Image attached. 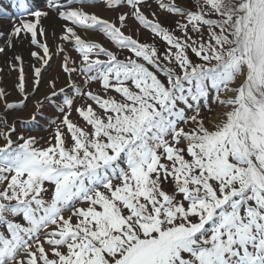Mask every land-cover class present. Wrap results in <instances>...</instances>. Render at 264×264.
Masks as SVG:
<instances>
[{"label": "snow or ice", "instance_id": "6c2138e0", "mask_svg": "<svg viewBox=\"0 0 264 264\" xmlns=\"http://www.w3.org/2000/svg\"><path fill=\"white\" fill-rule=\"evenodd\" d=\"M95 3L46 0L0 46L39 49L31 91L13 57L22 99L0 88L5 112L32 97L57 113L47 139H13L0 115V264H264V0H100L111 19ZM54 57L65 83L36 98Z\"/></svg>", "mask_w": 264, "mask_h": 264}, {"label": "rangeland", "instance_id": "374dc122", "mask_svg": "<svg viewBox=\"0 0 264 264\" xmlns=\"http://www.w3.org/2000/svg\"><path fill=\"white\" fill-rule=\"evenodd\" d=\"M101 5L102 4L100 3V0H96L95 6L93 8ZM155 8L156 5L155 3H153V9H145L146 14H149ZM0 9L3 10L0 11V26L5 27V29L9 31L8 33H10L14 22L19 23L21 18L34 19L33 17L27 15L28 10H33V9L46 10V0H0ZM102 11L104 13L101 16L109 19L114 17V13L112 11L105 9L104 7ZM124 11H129V10L125 8ZM5 13H7V15H5ZM157 16L164 25L168 26L172 24L173 17L167 14L166 12L157 11ZM50 18L47 19L42 18L41 23L44 27H45V23L48 20H50ZM150 18L152 17L150 16ZM62 23L65 22L62 21ZM126 24L129 25V27L123 29V31H125L126 34L133 35L134 38H138L141 42H148V43L153 42V36L150 33V31L145 30L136 21L129 19L128 21H126ZM51 32L53 31H49L48 33ZM8 33L2 36V38L5 39L4 37L8 36ZM88 33L93 34L94 37L96 36L98 41L104 43L105 46L109 47L111 50L120 51L116 48L114 44H112L106 38L94 32H88ZM59 34L60 33H57V35ZM8 38L11 39V37ZM3 39L2 42H0V46H4L6 43V41ZM52 39L53 37L49 35L48 41L50 44L52 42ZM155 43L161 50H163V48L165 47L164 42L159 37L155 38ZM37 50L39 49H37L36 46L31 45L28 38H24L22 42H16L14 48L9 49L6 47L5 51L7 55L0 54V68L3 69V71L0 72V88H4V89L6 88L5 91H7L8 95L4 98V100H6L7 102H14L22 99V96L20 95L16 87L19 76L18 67L17 68L12 67L14 64L18 65L19 62L15 61L13 57L19 55L23 58V67L26 78V91H31L32 71H33L32 65L36 63L35 58L31 56V52ZM69 55H71L74 59L79 60V54L71 47L69 48ZM101 58L104 59V57ZM50 63H51V67L48 68V70L43 74L42 83L40 85L38 92L35 94L36 98L39 99L43 98V95L48 91L47 82L53 76L59 75L60 77L57 82L58 87L63 86L65 83L66 74L62 72V69L60 67L61 59L59 57H54L53 61H51ZM12 78L13 80H11ZM93 87L96 88L97 90L99 89L98 85H93ZM113 95H115V93H113ZM77 102L84 103V101H81L79 99ZM87 102L91 103V101H87ZM25 104L27 105L26 107H22L18 109H10L7 110V112H5L4 103L3 101H0V115H6L8 123L15 125L16 133L13 134V139H15L16 136L18 135L36 136L38 138L44 137L45 139H47L50 132L49 119L53 118L57 114L55 108L47 101H45L44 107L41 110L37 111L35 109V99L32 97H30L27 101H25ZM30 107H33V113L36 112L37 115L36 121L31 120V116L33 113L29 117H27L28 116L27 114V116H25V118L27 119L20 117L21 116L20 114L26 113V111H28ZM73 119L79 120V118L75 114L73 115ZM80 122L83 123L82 121ZM41 143L43 144L44 142L41 141Z\"/></svg>", "mask_w": 264, "mask_h": 264}, {"label": "bare ground", "instance_id": "6f19581e", "mask_svg": "<svg viewBox=\"0 0 264 264\" xmlns=\"http://www.w3.org/2000/svg\"><path fill=\"white\" fill-rule=\"evenodd\" d=\"M101 6H96L95 8H93V7L89 8L88 11H93V12H96L97 14H99V15H103V13H104L102 11L103 10V6L102 7ZM62 24H63L62 21H60L56 16L52 15L50 20H48L45 23V28H46L47 32L54 31V32H57V33H61V31H62L61 25ZM0 30H1L0 33H4V34H7L9 32L3 26H0ZM84 35L97 40V37L96 36L94 37L93 34L87 33V34H84ZM2 39H3L2 36H0V42H2ZM3 40H5V39H3ZM11 80H13V78ZM32 113H33V107H30L29 110L26 111V113L20 114L21 115L20 117H22L24 119H27V118H25V116H27V114H28L27 117H29Z\"/></svg>", "mask_w": 264, "mask_h": 264}]
</instances>
